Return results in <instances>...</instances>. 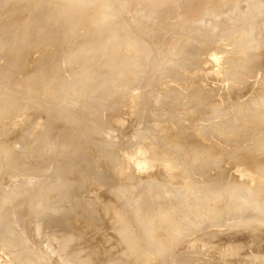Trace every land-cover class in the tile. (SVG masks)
Returning <instances> with one entry per match:
<instances>
[{"label":"rangeland","instance_id":"rangeland-1","mask_svg":"<svg viewBox=\"0 0 264 264\" xmlns=\"http://www.w3.org/2000/svg\"><path fill=\"white\" fill-rule=\"evenodd\" d=\"M111 33H116L111 69L123 66L118 80L101 90L97 104L96 97L79 90L81 104L73 105L74 113L66 92L90 64L85 50L93 49L92 42L106 43ZM0 40V157L6 155L0 158V193L6 197L0 202V264L130 263V254L117 253L129 246L125 234L135 228L124 205L133 197L147 216L174 211L182 223L160 233L163 245L174 230L184 229L186 218L196 224L160 264H174L176 255L177 264L180 254L182 260L194 257L182 264H264V0H0ZM139 59L152 66L143 80ZM170 59L177 64L168 65ZM39 75L41 93L34 96L32 83ZM47 82L57 87L43 96ZM116 114H125L118 126L110 119ZM195 129L199 132L192 133ZM64 139L70 142L63 145ZM138 147L169 159L172 178L149 180L150 169L136 173L132 161L122 158L114 165L116 157ZM17 153L22 159L12 167ZM243 162L260 175L256 183L238 177ZM122 166L124 177L117 180ZM54 177L58 183H51ZM162 180L190 187L191 198L182 204L181 197L148 186ZM50 183L55 186L48 191ZM244 184L247 190L238 194ZM251 191L261 193L251 198ZM237 211L252 217L241 225ZM97 212L99 222L92 226L89 217ZM229 213L238 216L236 223Z\"/></svg>","mask_w":264,"mask_h":264},{"label":"bare ground","instance_id":"bare-ground-1","mask_svg":"<svg viewBox=\"0 0 264 264\" xmlns=\"http://www.w3.org/2000/svg\"><path fill=\"white\" fill-rule=\"evenodd\" d=\"M257 1V0H256ZM214 2V1H213ZM213 2H211V4H213ZM217 2V1H216ZM217 3H219V2H217ZM210 6V5H209ZM209 8V7H208ZM40 19H41V17H40ZM242 19V18H241ZM134 22V24H136V23H138V22H135V21H133ZM38 23H39V20H38ZM130 23H127V25L126 26H129L130 27ZM137 25V24H136ZM125 26V27H126ZM131 27H132V25H131ZM192 28H194L195 30H197V31H199V29L200 28H198V27H194V26H192ZM185 30V29H184ZM134 31V30H133ZM8 33V32H7ZM135 33V32H134ZM9 34H10V32H9ZM11 34H12V32H11ZM137 35V33H135L134 34V38H135V40L136 41H138V37L139 36H136ZM12 36V35H11ZM146 37L145 38H147V40L146 41H149V42H151V40H149V30L147 29L146 30V35H145ZM9 38H10V36H9ZM114 38H116V33H111V35H109L108 36V41L106 42V43H102V42H99V41H95V42H92L93 44L95 43V46L93 47V49L91 50H89V51H86L85 50V56L86 57H88V59L90 60V64L88 65V66H86V67H84L83 69H84V72H83V74L79 77V78H77L78 80L75 82V83H72L71 84V88H70V90L69 91H67L66 93H70L68 96H70L69 98H68V102L70 103H67V104H69V105H71L72 104V106L74 105V106H78V105H80L81 104V96L78 94V92H79V90H82L83 91V93L84 94H90V95H92L93 97H96L95 98V100H94V98L92 99L93 100V103H95V104H97V101H98V99H99V97L102 95V93H100L101 92V90H103L104 88H107L108 87V85H113V84H115L116 83V81L118 80V76H119V74H120V72H121V70H122V68H123V66H116V67H113L112 69H111V63L114 61V57H115V55H114V51H113V49H115V48H113L114 46V44H113V39ZM141 38V37H140ZM144 39V38H143ZM2 40H4L3 38H2ZM6 40V39H5ZM142 40V39H141ZM1 41V40H0ZM8 41V40H7ZM142 41H144V40H142ZM139 42H140V40H139ZM139 42H137V43H139ZM148 42V43H149ZM92 43H89V44H92ZM146 44V43H145ZM151 44V43H150ZM1 45V44H0ZM2 45H3V43H2ZM2 45H1V47H2ZM146 45H148V44H146ZM4 46V45H3ZM89 46V45H88ZM91 46V45H90ZM141 46V45H140ZM156 45H154V47H155ZM92 47V46H91ZM147 47V46H146ZM153 47V46H152ZM127 48V46H125V49ZM110 50V51H109ZM145 50V49H144ZM162 50V49H161ZM170 50V49H169ZM174 50V49H173ZM125 51V50H124ZM148 51H149V47H148ZM156 51H157V49H156ZM178 51V50H177ZM184 51V50H183ZM152 52V51H151ZM150 52V53H151ZM163 52V51H162ZM147 53V52H146ZM174 53V52H173ZM179 53V52H178ZM155 54V53H154ZM158 53H156V55H157ZM149 55H151V54H149ZM152 55H153V53H152ZM166 55V54H165ZM172 54H170V57H172L171 56ZM160 56V55H159ZM164 56V55H163ZM174 56V55H173ZM176 56H177V54H176ZM145 57V56H144ZM156 57H158V56H156ZM193 57V56H192ZM148 58H149V56H148ZM151 58V57H150ZM155 58V57H154ZM165 58H167V57H165ZM179 58V57H178ZM162 59V58H161ZM164 59V58H163ZM168 59H169V57H168ZM176 59V58H175ZM191 59V58H190ZM143 60V59H142ZM142 60L141 59H139V64H140V66H138V70H139V74L141 73V77H139L140 78V80H143V79H145V77H147V76H149L150 74H152L151 72H150V70H151V68H152V66H151V68L149 69V67L148 68H146L145 67V64L147 65V64H151L150 62H149V60L147 59H144V60H146L148 63H145L144 62V64H143V62H142ZM143 60V61H144ZM152 60V59H151ZM155 60V59H154ZM156 60H157V58H156ZM174 60V59H173ZM172 59H170V61H169V63L168 62H166L168 65L170 64H177L176 62L175 63H173L174 61H173ZM50 61V60H49ZM180 61H182V60H180ZM186 61H188V60H186ZM185 61V62H186ZM161 62V61H160ZM164 62V61H163ZM189 62V61H188ZM156 63V62H155ZM165 64V63H164ZM166 64V65H167ZM163 65V64H162ZM185 65H187V64H185ZM91 66V67H90ZM87 68L88 69H90V71H87ZM155 68V69H154ZM153 69L154 70H158L156 67H154L153 66ZM153 69H152V71H153ZM35 71V70H34ZM36 72V71H35ZM36 74V73H35ZM33 76V75H32ZM31 76V77H32ZM36 76V75H35ZM35 76L33 77V78H35ZM49 76V75H48ZM32 78V79H33ZM36 78H37V76H36ZM48 78V77H47ZM55 78V77H54ZM27 79H29V77L27 78ZM42 80H43V78L39 75L38 76V79H34L33 81V83H32V87H33V90H34V93H33V95L35 96V95H37V94H39L40 95V93H41V85L40 84H43L42 83ZM55 80V79H54ZM62 81V80H61ZM50 82V81H49ZM55 82V81H54ZM200 82V81H199ZM45 83V82H44ZM48 83V82H47ZM158 83V82H157ZM154 84V83H153ZM3 85H1V87H2ZM5 86V85H4ZM24 86V85H23ZM45 86V85H44ZM156 86V85H155ZM6 87V86H5ZM18 87V86H17ZM55 87H57L56 86V84L54 85L53 83H48L47 84V88H46V93H44L43 94V96H45V95H49L50 94V91L52 90L53 91V89L55 88ZM27 89V88H26ZM45 89V88H44ZM58 89V88H57ZM158 89V88H157ZM3 90V89H2ZM33 90H31L32 92H33ZM27 91V90H26ZM58 91H59V89H58ZM134 91V90H133ZM198 91V90H197ZM196 91V92H197ZM4 92V91H3ZM31 93V92H30ZM151 93H153L152 91H151ZM5 94V93H4ZM149 94V93H148ZM38 95V96H39ZM118 95V94H117ZM151 95V94H150ZM54 96V95H53ZM62 96V95H61ZM92 96H90L91 98H92ZM157 96V95H156ZM194 96V95H193ZM42 97V96H41ZM130 97V96H129ZM2 98V97H1ZM43 98V97H42ZM46 98H48V97H46ZM50 98V97H49ZM48 98V99H49ZM63 98V97H62ZM148 98V97H147ZM197 98V97H196ZM33 99V98H32ZM89 99V98H88ZM117 99V98H116ZM130 99V98H129ZM133 100L134 99H137V98H135V97H133L132 98ZM154 99V98H153ZM186 99V98H185ZM62 100H64V99H62ZM66 100V99H65ZM126 100V99H125ZM129 101V100H128ZM152 101V100H151ZM155 101V100H154ZM13 103V102H12ZM132 102H129V104H131ZM133 103H136V101L134 100V102ZM155 104L154 105H156V101L154 102ZM192 103V102H191ZM10 104V103H9ZM40 104H42V103H40ZM57 104V103H56ZM65 104V106L63 105V101H62V104H60L61 105V107H62V105H63V107H67V105H66V102L64 103ZM125 104V103H124ZM124 104H122V105H124ZM2 105H4L3 103H2ZM59 105V104H58ZM132 105V104H131ZM192 105V104H191ZM73 106V107H74ZM136 106V105H135ZM2 107V106H1ZM79 107V106H78ZM78 107H74V109H72V111H74V113H76V111H77V108ZM133 107H134V105H133ZM150 107V106H149ZM153 107V106H152ZM4 108V107H3ZM9 109V108H8ZM120 109V108H119ZM118 109V110H119ZM2 110V109H1ZM4 110H5V108H4ZM14 110V109H13ZM19 110V109H18ZM63 110V109H62ZM66 110V109H65ZM68 110H70V109H68ZM121 110V109H120ZM135 110V109H134ZM151 110V109H150ZM11 111V110H10ZM16 111V110H15ZM71 111V112H72ZM113 111V110H112ZM127 112H129V109H128V111ZM143 112V111H142ZM149 112V111H148ZM9 113V112H8ZM18 113V112H17ZM176 113V112H175ZM103 113H101V115H102ZM143 114V113H142ZM7 115H9V114H7ZM76 115V114H75ZM127 115V114H126ZM130 115V114H129ZM153 115V114H152ZM158 115V114H157ZM157 115H153V116H157ZM108 116V115H107ZM124 116H125V114L124 115H120V114H116L115 116H113L112 118H110L112 121H114L116 124H115V126H118L119 125V123L120 122H123L124 121ZM159 116V115H158ZM2 116H0V118H1ZM82 117V116H81ZM127 117V116H126ZM129 118V117H128ZM5 119V118H4ZM136 119V118H135ZM141 119V118H140ZM105 121V120H104ZM140 121V120H139ZM107 122V121H106ZM79 124V123H78ZM168 124V123H167ZM138 125V124H137ZM172 125V124H171ZM84 126H87L86 124L84 125ZM97 126V125H96ZM111 126V125H110ZM99 127V126H98ZM179 129V128H178ZM189 129H190V127H189ZM200 129V128H199ZM199 129H195L192 133H195L196 131H198L199 132ZM81 132L82 133H84V128L82 127V129H81ZM232 132V131H231ZM191 133V134H192ZM178 134V133H177ZM182 135H183V133H182ZM170 138V137H169ZM175 138H177V136H175ZM175 138H173V139H175ZM218 140H220V138L218 139ZM29 141H30V139H29ZM78 141V140H77ZM221 141V140H220ZM263 141V140H262ZM70 142V140H65L64 139V143H63V145H67L68 143ZM81 142V141H80ZM154 142V141H153ZM261 142V141H260ZM259 142V143H260ZM264 142V141H263ZM79 143V142H78ZM75 144H77V142H75ZM151 144V143H150ZM176 144H178V143H176ZM220 144V143H219ZM222 144V143H221ZM240 144H241V142H240ZM262 145H263V143H261ZM90 145V144H89ZM138 145V144H137ZM181 145V144H180ZM81 145H78V147H80ZM83 146V145H82ZM174 146H176V145H174ZM218 146V145H217ZM245 146V145H244ZM113 147H115V146H113ZM183 147V146H182ZM190 147V146H189ZM197 147V146H196ZM196 147H194V148H196ZM81 148V147H80ZM83 148V147H82ZM106 148H108V147H106ZM193 148V147H192ZM193 148V149H194ZM199 148V147H198ZM217 148H219V146L217 147ZM86 149V148H85ZM92 149V148H91ZM192 149V150H193ZM7 151V149H3V151ZM122 150H124V148H122ZM126 150V149H125ZM136 151V153L134 152V153H129V151H125V152H123L122 154H120V156L117 158L116 157V162H115V164L114 165H118V163L119 162H117L120 158H122L121 160H122V162H131L132 161V163L134 164L133 166H134V171H136V173L137 172H143V171H148L149 169H150V171H148L147 173H145L146 175V177L147 178H149V180L151 179V178H156V177H159L160 176V178L162 177V178H164V176H166V177H169V178H172V173H171V171H172V167H171V164H170V160L169 159H167V158H164V157H162V156H157V155H154V154H152V153H149L148 152V149H146V148H144V147H138V148H136L135 149ZM181 150V149H180ZM198 150V149H197ZM2 151V152H3ZM87 151H88V149H87ZM161 151V150H160ZM164 151V150H163ZM137 152H139V153H141L139 156L138 155H135V154H137ZM183 152V151H182ZM209 151H205L204 152V154L205 155H208V157L209 158H216L214 155H211L210 154V152L208 153ZM199 153H202V151L201 150H199ZM207 153V154H206ZM95 154V153H94ZM195 154V153H194ZM115 155H116V153H115ZM171 155H173V154H171ZM186 155V154H185ZM196 155H197V152H196ZM201 155V154H200ZM199 155V156H200ZM243 155V154H242ZM2 157H0V158H4L6 155L4 154V153H2V155H1ZM68 156V155H67ZM93 156V155H92ZM133 156H136L135 158H132ZM192 156H194L195 157V155H192ZM198 156V155H197ZM193 157V158H194ZM201 157H202V155H201ZM246 157V156H245ZM244 157V158H245ZM67 158V157H66ZM110 158H112V157H108V159H110ZM20 159H22V155H19L18 153L17 154H15L13 157H11V164L13 165L12 167H14V166H17V164H19L20 163ZM80 159V158H79ZM113 159V158H112ZM191 159V158H190ZM198 159V158H197ZM66 160V159H65ZM78 160V159H77ZM114 160H115V158H114ZM133 160L135 161V162H133ZM172 160V159H171ZM196 160V159H195ZM3 161V160H2ZM188 161H190V160H188ZM193 161H194V159H193ZM211 160L209 159V162H210ZM19 162V163H18ZM67 162H68V160H67ZM109 162V161H108ZM114 162V161H113ZM176 162V161H175ZM178 162V161H177ZM182 162V161H181ZM195 162V161H194ZM193 162V163H194ZM207 162H208V160H207ZM212 162V161H211ZM57 163V162H56ZM173 163V162H172ZM192 163V162H191ZM127 164V163H126ZM179 164V163H178ZM6 165V164H5ZM173 165H175V163L173 164ZM192 165V164H191ZM50 165H48V166H45V169L47 168V167H49ZM56 166V165H55ZM158 166H160L159 168H157ZM188 166V165H187ZM6 167V166H5ZM80 167L81 168H78V171L81 169H85V167H86V163H83V165L81 166L80 165ZM122 170H120V169H118V167H117V172H116V179L118 180V178L120 179V178H123L124 177V169H125V167L124 166H122V167H120ZM153 168H155V170L154 171H151V170H153ZM202 168V167H201ZM12 170H14L13 168H11ZM175 169H177V168H175ZM218 169V168H217ZM133 171V172H134ZM158 171H161V172H158ZM187 171L189 172V170L187 169ZM14 172H15V170H14ZM58 172V171H57ZM129 172V171H128ZM237 172H238V177H244V178H246V180L248 179V181H249V183L250 184H252V183H256L255 181H257V179L258 178H260L259 176H256L255 175V172L252 170V168L250 167V163L249 162H243V164L241 165V167L240 168H237ZM16 173V172H15ZM89 174H91L90 173V171L88 172ZM254 173V174H253ZM13 174V173H12ZM92 175V174H91ZM136 175V174H135ZM199 176V175H198ZM87 177H88V175H87ZM143 177V176H142ZM184 177V176H183ZM191 177V176H190ZM95 178V177H94ZM174 178V177H173ZM178 178V177H177ZM60 180V178L59 177H54L53 178V181L54 182H51V183H58V181ZM100 180V179H99ZM146 180V179H145ZM166 180V179H165ZM165 180H162V181H157L156 182V184H149L148 186H151L154 190H156L157 192H158V194L159 193H162V195H163V192H165L166 194H168L169 196V198H171V197H173V196H175V197H178V198H182L183 199V201H181L182 199L180 198L179 200H180V203L182 202V204H183V202H184V204L186 203L185 201H188V198L190 197L189 196V193H190V187L189 188H186V189H184V188H182L180 185H177V184H172V182H169V181H165ZM94 181H96V178H95V180ZM148 181V180H147ZM51 183L49 184V186H48V188H47V190L48 191H51V189H53L52 188V186L54 185H51ZM135 183V182H134ZM192 185V184H191ZM197 185V184H196ZM235 186H237L236 184H234ZM245 186L243 187V188H240V189H236V190H238V194L239 193H243L244 191H245V189L247 190V187H248V185L249 184H244ZM42 186V185H41ZM55 186V185H54ZM123 186H125V185H123ZM122 186V187H123ZM127 186V185H126ZM135 186V185H134ZM241 186V185H240ZM127 187H129V185L127 186ZM183 187H185V186H183ZM192 187V186H191ZM30 188H32V187H29L28 189H30ZM139 188V187H138ZM226 188V187H225ZM1 189V188H0ZM33 189V188H32ZM202 189H204V188H202ZM228 189H230L229 187H228ZM193 190H194V188H193ZM115 191V190H114ZM133 191V190H132ZM222 191V190H221ZM133 192H135V191H133ZM202 192V191H201ZM260 193H261V191H259ZM258 191L256 192V191H254V193L251 191V193H250V195H248V197H251V198H254V197H257V196H259V193ZM3 192H1L0 193V202H2L4 199H6V197L5 196H3V195H1ZM63 193V192H62ZM156 193V192H155ZM224 193V192H223ZM227 193V192H226ZM19 194V193H18ZM135 194V193H134ZM203 194V193H202ZM23 195V194H22ZM26 195V194H25ZM20 196V195H19ZM40 197H42V196H40ZM198 197H200V196H198ZM191 198V197H190ZM201 198V200H203V198L202 197H200ZM205 198V197H204ZM237 198V197H236ZM39 199V197L37 198V200ZM107 199V198H106ZM117 199V198H116ZM116 199H113V200H115L116 201ZM195 199H197V198H195ZM221 199V198H220ZM242 199V198H241ZM247 199V198H246ZM36 200V201H37ZM108 200V199H107ZM185 200V201H184ZM199 200V199H198ZM205 200V199H204ZM115 201L113 202V203H115ZM211 201V200H210ZM235 201V200H234ZM247 201H250V199L249 200H247ZM122 202V201H121ZM150 202V201H149ZM203 202V201H202ZM218 202V201H217ZM251 202H252V199H251ZM4 203V202H3ZM110 203V202H109ZM125 204L124 205H126V207H127V209L125 210L129 215V219L131 220V221H133V225H134V227L135 228H133V229H131L130 228V231L129 232H127L126 234H125V237H126V240H130V242H129V246L126 248V250L125 251H123V252H119V253H117V255L118 256H122V257H125L126 255H128L129 256V254H130V256H131V258H129V261H130V263H128V264H160V261L161 260H165V259H168L167 257H169V250H170V248H172L175 244H177L178 243V239L181 237H183V236H185V235H187V233L190 231V230H192L191 229V226H193V223H194V220H193V222H191V221H189V219H185L184 220V224H185V226H184V229H182L181 231L179 230V232H178V230L176 231V230H174V232L176 233H174L175 235L173 236H167L168 237V240L166 239L165 241V244H166V246H165V244L163 245L162 244V241L160 240V233L161 232H163L164 230H165V228H167V227H176V228H179L180 227V225L182 224L181 222H177V221H175V219H174V217H173V215L171 214L172 212H174V211H168V210H164V212H161V211H154V213L151 215V217L150 216H147L146 214H144V208L143 207H138V206H135V205H137V204H140L139 202L137 203V200H136V198L135 197H133L132 199H128V200H126L125 202H124ZM250 203V202H249ZM254 203V202H253ZM255 203H257V200L255 201ZM25 205V203H22V206H24ZM117 205V204H116ZM224 205V204H223ZM247 205V206H246ZM246 205H245V207H250V205H248V203L246 202ZM254 205V204H253ZM181 206V205H180ZM207 206V205H206ZM255 206V205H254ZM256 206H259V204L258 205H256ZM122 207V206H121ZM183 207H184V205H183ZM249 207H248V209H249ZM261 207V206H260ZM10 208V207H9ZM96 208V207H95ZM251 208H253V206L251 207ZM258 208V207H257ZM97 209V208H96ZM104 209V208H103ZM219 209V208H218ZM227 209V208H226ZM243 209H246V208H242V210ZM256 209V208H255ZM254 208L252 209V210H255ZM236 210V209H235ZM234 209L233 210H229L230 211V213H231V211H235ZM240 210V209H239ZM251 210V209H250ZM116 212L118 211V210H115ZM123 211H124V209H123ZM122 211V212H123ZM222 211V210H221ZM247 211V210H246ZM249 211V210H248ZM90 212H92V211H90ZM100 212V211H99ZM99 212H97V217L95 216V214H92V215H90V217H89V220L91 221V225L93 226L94 225V223H96V222H99V219H100V216H98V214H99ZM181 212V211H180ZM240 212L243 214V212L244 211H241L240 210ZM250 212V211H249ZM0 213H2V209H1V207H0ZM85 213H87V212H85ZM102 213H103V211H102ZM179 213V212H178ZM188 213V212H187ZM201 213V212H200ZM229 213V215H228V217H229V219H230V221H231V219L234 221V218L232 217V218H230V214ZM237 213H239V211H237ZM241 213H239L241 216H239V217H241V218H239L238 219V216L235 218L236 219V221H234L235 223L237 222V219H238V221H239V223L241 224V223H245L248 219H250V217H252V216H250L251 215V213H250V215L248 216V215H244V217H242V214ZM248 213V212H247ZM247 213H245L244 212V214H247ZM104 214V213H103ZM170 214V215H169ZM225 214V213H224ZM233 214V213H232ZM249 214V213H248ZM86 215V214H85ZM112 215V214H111ZM169 215V216H168ZM234 216L235 215H237L236 214V211H235V214H233ZM61 216V214H58V215H56L55 217H56V219L58 218L59 219V217ZM116 216V215H115ZM119 216H121V215H119ZM192 216V215H191ZM190 216V217H191ZM199 215H197V217H198ZM224 216V215H223ZM222 216V217H223ZM226 216V215H225ZM123 217V216H122ZM121 217V218H122ZM127 217V216H126ZM166 217H168V218H166ZM180 217H181V214H180ZM189 217V218H190ZM197 217H194V218H197ZM192 219H193V216L191 217ZM227 217H224L223 218V220H225ZM73 220H75V219H73ZM86 219H84V221H85ZM88 220V221H89ZM191 220V219H190ZM65 221H67V220H65ZM68 221H70V220H68ZM83 221V222H84ZM90 221H89V224H90ZM111 221H114V220H111ZM226 221H227V219H226ZM57 222H59V223H61L62 224V222L61 221H57ZM72 222V221H71ZM115 222V221H114ZM130 222V221H129ZM190 222L192 223V224H190ZM200 222V221H199ZM74 223V222H73ZM88 223V222H87ZM101 223H102V221H101ZM238 223V224H239ZM70 224V223H69ZM77 224V223H76ZM76 224H75V226H76ZM195 224V223H194ZM237 224V225H238ZM68 225V224H67ZM159 225V226H158ZM242 225V224H241ZM81 226V225H80ZM195 226H196V224H195ZM195 226H193L194 228H195ZM236 226V225H235ZM239 226V225H238ZM91 227V226H90ZM130 227H131V225H130ZM71 228V227H70ZM197 228V227H196ZM195 228V229H196ZM228 228V227H227ZM230 228V227H229ZM72 229V228H71ZM91 229V228H90ZM113 229H115V228H113ZM231 229V228H230ZM74 230V229H73ZM72 230V231H73ZM76 230V229H75ZM92 230V229H91ZM135 230H137V234H135L134 233V231ZM262 230H264V228H262ZM124 231V230H123ZM138 231H139V233H138ZM3 232V231H2ZM76 232H77V230H76ZM94 232V231H93ZM101 232V231H100ZM230 232V231H229ZM92 233V232H91ZM182 233V234H181ZM232 233V232H231ZM93 234V233H92ZM172 234V233H171ZM221 234V233H220ZM70 235V234H69ZM96 235H98V232L96 233ZM239 235H241V234H239ZM246 235H248V234H246ZM71 236V235H70ZM162 236V235H161ZM165 236V237H166ZM179 236V237H178ZM71 237H73V236H71ZM118 237V236H117ZM203 237V236H202ZM75 238V237H74ZM120 238V237H119ZM129 238V239H128ZM235 238V237H234ZM10 240L9 239V237L8 236H6V237H4V235H3V237H2V242H3V240L5 241L4 243H7V241L6 240ZM184 239V238H183ZM76 240H77V238H76ZM247 240V239H246ZM181 241V240H180ZM179 241V242H180ZM71 242V241H70ZM78 243V242H77ZM76 243V244H77ZM122 243V242H121ZM164 243V242H163ZM230 243H231V241H230ZM223 245V244H222ZM25 246H27V243H26V245H24V247ZM97 246V245H96ZM113 246V245H112ZM124 246V245H123ZM169 246V248H167ZM171 246V247H170ZM98 247V246H97ZM99 247H100V245H99ZM98 247V248H99ZM224 247V246H223ZM233 247V246H232ZM236 247V246H235ZM6 249V248H5ZM188 249V248H187ZM260 249V248H259ZM94 250V249H93ZM232 250V249H231ZM83 251V250H82ZM81 251V252H82ZM110 251V250H109ZM108 251V252H109ZM111 252V251H110ZM109 252V253H110ZM71 255H74V253H76L74 250H72L71 252ZM191 253H193V252H191ZM196 253V252H195ZM225 253V252H224ZM234 253V252H233ZM78 254V253H77ZM91 254V253H90ZM190 254V253H189ZM101 255V254H100ZM184 255V254H183ZM182 254H180L179 256H183ZM251 255V254H250ZM237 256H238V254H237ZM19 257V256H18ZM83 257V256H82ZM82 257H79L78 259H79V262L81 261V262H83L84 260H83V258ZM174 257V256H173ZM173 257H172V259H173ZM176 258H174V260L176 259V261L175 262H173L174 264L177 262V255L175 256ZM179 258L180 260H182V258ZM189 257V256H188ZM186 255H185V260L187 261V260H189V258H188ZM209 257V256H208ZM21 258V257H20ZM186 258H188V259H186ZM194 258V257H193ZM193 258H190V259H193ZM218 258V257H217ZM115 259V258H114ZM119 260V259H118ZM180 260H178V263L177 264H179L180 263ZM184 259L182 260V262L180 263V264H182L183 263V261H185ZM197 260V259H196ZM22 261V260H21ZM20 261V262H21ZM115 261V260H114ZM172 261V260H171ZM185 261V262H186ZM210 261V262H209ZM208 262L209 263H211L212 261H214V260H209ZM188 262V261H187ZM194 262V261H193ZM196 262V261H195ZM207 262V261H206ZM207 262V263H208ZM218 262V261H217ZM17 263V262H16ZM202 263H204L205 264V262H202ZM201 263V264H202ZM206 263V264H207ZM208 263V264H209ZM212 263H214V262H212ZM216 263V262H215Z\"/></svg>","mask_w":264,"mask_h":264}]
</instances>
